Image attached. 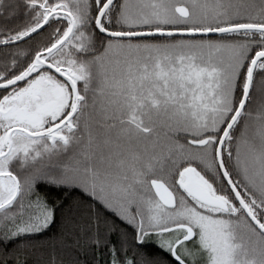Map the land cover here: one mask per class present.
Returning <instances> with one entry per match:
<instances>
[{
    "label": "snow or ice",
    "instance_id": "6c2138e0",
    "mask_svg": "<svg viewBox=\"0 0 264 264\" xmlns=\"http://www.w3.org/2000/svg\"><path fill=\"white\" fill-rule=\"evenodd\" d=\"M0 264H264V0H0Z\"/></svg>",
    "mask_w": 264,
    "mask_h": 264
},
{
    "label": "trees",
    "instance_id": "16d2710c",
    "mask_svg": "<svg viewBox=\"0 0 264 264\" xmlns=\"http://www.w3.org/2000/svg\"><path fill=\"white\" fill-rule=\"evenodd\" d=\"M20 19L22 20V16L20 17ZM17 22H19V21H17Z\"/></svg>",
    "mask_w": 264,
    "mask_h": 264
}]
</instances>
